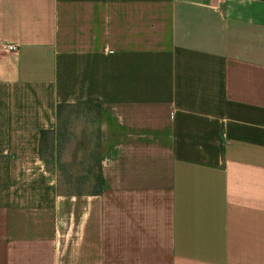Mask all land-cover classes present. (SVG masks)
Returning <instances> with one entry per match:
<instances>
[{"label": "crops", "instance_id": "1", "mask_svg": "<svg viewBox=\"0 0 264 264\" xmlns=\"http://www.w3.org/2000/svg\"><path fill=\"white\" fill-rule=\"evenodd\" d=\"M61 104L99 194L44 163ZM0 264H264V0H0Z\"/></svg>", "mask_w": 264, "mask_h": 264}, {"label": "rangeland", "instance_id": "2", "mask_svg": "<svg viewBox=\"0 0 264 264\" xmlns=\"http://www.w3.org/2000/svg\"><path fill=\"white\" fill-rule=\"evenodd\" d=\"M61 106L58 120L62 127L58 132L57 144L51 146L49 143L47 148L45 146L43 156L47 160L44 163L57 174L59 192L82 190L97 193L102 189L99 181L102 167L101 149L95 130L93 131L97 107L84 104ZM44 163L27 162V176L34 168L41 167Z\"/></svg>", "mask_w": 264, "mask_h": 264}, {"label": "trees", "instance_id": "3", "mask_svg": "<svg viewBox=\"0 0 264 264\" xmlns=\"http://www.w3.org/2000/svg\"><path fill=\"white\" fill-rule=\"evenodd\" d=\"M61 107H62V106H59L58 113L60 112ZM48 134H49L48 131H44V130L42 131V140H43V142H42V144H41L42 154H43V150H44L45 146H46V148H47V146L49 145V143H48V140H49V139H48ZM43 157H45V156H43ZM46 160H47V159H46ZM99 181H100V183L102 184V189H101L100 191H98L97 194L101 193V192L103 191L104 187H105V178H104V176H103L102 167H101V174H100V179H99Z\"/></svg>", "mask_w": 264, "mask_h": 264}, {"label": "built area", "instance_id": "4", "mask_svg": "<svg viewBox=\"0 0 264 264\" xmlns=\"http://www.w3.org/2000/svg\"><path fill=\"white\" fill-rule=\"evenodd\" d=\"M3 49L10 51V52H18L19 46L17 44H4Z\"/></svg>", "mask_w": 264, "mask_h": 264}]
</instances>
